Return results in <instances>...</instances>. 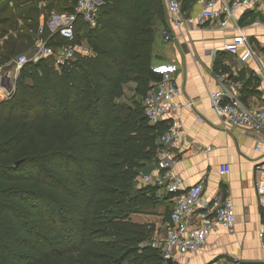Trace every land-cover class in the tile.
I'll list each match as a JSON object with an SVG mask.
<instances>
[{"label": "trees", "instance_id": "obj_1", "mask_svg": "<svg viewBox=\"0 0 264 264\" xmlns=\"http://www.w3.org/2000/svg\"><path fill=\"white\" fill-rule=\"evenodd\" d=\"M99 1L97 25L78 15L71 40L39 19L70 14L77 0L0 8V66L39 38L89 49L58 67L51 56L27 63L1 96L0 264H177L141 245L151 228L130 219L148 210L152 188L135 179L168 126L149 124L140 101L160 77L152 47L168 26L165 0ZM178 1L188 12L199 0ZM129 82L140 99L118 103Z\"/></svg>", "mask_w": 264, "mask_h": 264}, {"label": "crops", "instance_id": "obj_2", "mask_svg": "<svg viewBox=\"0 0 264 264\" xmlns=\"http://www.w3.org/2000/svg\"><path fill=\"white\" fill-rule=\"evenodd\" d=\"M14 1L16 0H1L0 8L6 2L10 7ZM200 2L201 0L197 1L185 14L195 15L200 10ZM26 5L21 3L18 10L25 11ZM44 6L45 2L42 1L37 7ZM53 14L67 13L52 11L46 20L41 15L40 25H50ZM234 17L264 66V52L257 47H264V13L256 8L242 6L234 12ZM17 22L18 26L22 24L20 18ZM167 23V28L161 29L154 40L152 65L161 72L164 63H171L173 82L180 91L175 101L191 103L177 112L176 117L180 122L179 140L170 149L173 170L181 178L183 189L203 182L201 199L207 207L211 206L217 197H229L235 214L233 232L216 225L204 246L196 253L174 252L170 258L171 262L238 264L240 261H264L261 248L263 240L259 238L264 226V209L258 206L254 187V166L264 158V143L261 145V152H256L252 131L242 127H224L209 103L210 93L220 89L214 73L226 72L230 79L242 83L238 92L240 102L247 108L258 107L264 110V81L258 74L257 65L253 60L242 64L237 56L222 50L224 43L237 36L231 25L220 28L216 21L211 20L203 26L177 29L169 24L168 16ZM163 31L170 33V41H164ZM36 43L37 41L32 49L22 54H32ZM135 86L133 82H129L124 88L131 87L135 92ZM158 123L168 125V116ZM155 160L156 157L146 163L140 172V176L150 175L151 181L144 182L140 176L135 179L137 188H152L146 192L151 199L148 210L130 215L133 222L151 228L148 238L151 240L166 235L168 217L173 206L171 196L164 192V170L157 169ZM226 165L229 166L228 173L222 172Z\"/></svg>", "mask_w": 264, "mask_h": 264}, {"label": "built area", "instance_id": "obj_3", "mask_svg": "<svg viewBox=\"0 0 264 264\" xmlns=\"http://www.w3.org/2000/svg\"><path fill=\"white\" fill-rule=\"evenodd\" d=\"M99 4V0H77L72 13L53 14L50 25L48 23L49 27H47L50 32H58L62 37L71 40L73 22L78 15L89 27L97 25ZM242 6L256 8L264 13V0H201L200 10L190 16L185 14L178 0H165L168 22L173 28L203 26L211 20L216 21L220 28L231 25L236 30L237 36L224 43L222 50L237 56L242 64L253 60L257 65L258 74L264 81V66L261 64L260 57L234 17V12ZM163 35L166 42L172 38L168 31H163ZM75 53L87 55L89 49L80 44H69L54 49L47 45L46 40L39 38L35 51L29 57L26 54H20L0 66V96L8 98L12 95L15 89L13 81L27 63L51 56L55 66L58 67L73 58ZM171 71V63H164L159 79L150 82L142 98L143 112L149 124L155 125L165 116L169 118L167 129L158 138L155 164L157 169L164 170L166 180L164 192L171 196L173 206L168 217L166 235L157 240L147 239L141 244L160 249L165 259L172 258L174 252L196 253L204 246L208 235L216 225L222 226L228 232H233L235 225L234 209L229 197H217L212 205L207 207L201 199L203 182L200 181L183 189L181 178L173 170L170 149L179 140L180 122L176 117L177 112L191 103L175 101L180 91L173 82ZM214 78L220 89L210 93L209 103L220 118L221 124L224 127H242L252 131L254 150L261 152V145L264 143V110L258 107L247 108L240 102L238 92L242 83L230 79L228 73H214ZM222 172L228 173L229 166H224ZM254 172L258 206L264 209V158L256 162ZM140 175L141 173L137 177ZM140 178L144 182L152 180L150 175H142ZM259 238L263 240L261 248L264 258V226L259 233Z\"/></svg>", "mask_w": 264, "mask_h": 264}, {"label": "rangeland", "instance_id": "obj_4", "mask_svg": "<svg viewBox=\"0 0 264 264\" xmlns=\"http://www.w3.org/2000/svg\"><path fill=\"white\" fill-rule=\"evenodd\" d=\"M39 4V3H38ZM4 15H6V13H2V14H0V17L1 16H4ZM40 17H41V15H40ZM50 47H52V48H56V46H50ZM25 51H23V52H21V53H18V55H20V54H22V53H24ZM17 54H15V55H11L10 57L11 58H14V57H16V56H18ZM28 57L31 55V53H28V54H26ZM6 64V63H5ZM17 78H18V76L16 77V79L13 81V85H15V82H16V80H17ZM24 82H26V83H28V84H31V81H30V79L29 78H27V79H25V81ZM13 85H12V87H13ZM140 99V97H137L135 94H134V90L131 88V87H126V88H124V94H123V96L122 97H120L118 100H117V102L118 103H125V104H127V105H131L132 104V102L133 101H135V100H139ZM0 100H2V98H1V96H0ZM141 101V103H142V99L140 100Z\"/></svg>", "mask_w": 264, "mask_h": 264}, {"label": "water", "instance_id": "obj_5", "mask_svg": "<svg viewBox=\"0 0 264 264\" xmlns=\"http://www.w3.org/2000/svg\"><path fill=\"white\" fill-rule=\"evenodd\" d=\"M171 261V259H168L169 263ZM238 264H264V261H240Z\"/></svg>", "mask_w": 264, "mask_h": 264}]
</instances>
